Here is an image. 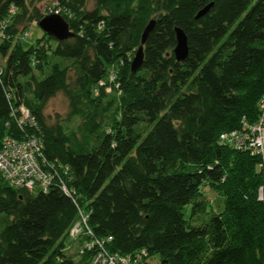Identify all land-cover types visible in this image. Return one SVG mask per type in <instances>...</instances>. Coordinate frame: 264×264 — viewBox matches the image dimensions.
I'll return each instance as SVG.
<instances>
[{
  "label": "trees",
  "instance_id": "16d2710c",
  "mask_svg": "<svg viewBox=\"0 0 264 264\" xmlns=\"http://www.w3.org/2000/svg\"><path fill=\"white\" fill-rule=\"evenodd\" d=\"M44 1L0 0V25L9 21L0 41V141L34 135L49 164L70 168L76 196L57 186L16 189L0 173V264H84L82 242L69 236L79 209L94 237L112 238L113 252L146 249L160 264H264L259 160L217 143L242 118L259 117L264 0H56L72 35L44 33L26 47L23 34L47 16ZM176 28L187 36L184 61L174 55ZM111 71L118 88L95 95ZM60 93L65 121L79 120L69 129L45 115ZM20 105L35 128L15 123ZM203 186L224 198V210L207 219Z\"/></svg>",
  "mask_w": 264,
  "mask_h": 264
},
{
  "label": "built area",
  "instance_id": "2783aa9c",
  "mask_svg": "<svg viewBox=\"0 0 264 264\" xmlns=\"http://www.w3.org/2000/svg\"><path fill=\"white\" fill-rule=\"evenodd\" d=\"M55 5L49 6L45 14L60 16V9H56ZM11 13H14V9ZM8 22L5 20L0 25V41L7 37L4 29L9 24ZM27 37L29 33L25 32L22 38ZM102 88L106 93H111L118 88L113 71L109 72L106 79L99 82L94 90L95 95H98ZM258 112L259 117L256 122L249 123L242 118L240 127L222 132L217 143L219 146L248 153L258 158V168L263 174V183L258 188L257 197L264 208V95L259 99ZM12 116L23 131L26 127L35 128L37 126L35 118L24 105L13 109ZM0 173L9 185L16 189L47 193L52 186H57L73 199L76 196V191L68 185L71 179L70 168L49 164L43 157L40 140L34 135L21 139L6 135L0 141ZM69 236L73 240L82 242L79 253L87 258L84 264H150V256L146 249H140L131 254L111 251L109 241L112 238L94 237L89 226V214L81 209L78 212V219L69 229Z\"/></svg>",
  "mask_w": 264,
  "mask_h": 264
},
{
  "label": "rangeland",
  "instance_id": "374dc122",
  "mask_svg": "<svg viewBox=\"0 0 264 264\" xmlns=\"http://www.w3.org/2000/svg\"><path fill=\"white\" fill-rule=\"evenodd\" d=\"M54 1L56 0H45L44 3L41 5L43 7L51 6L53 5ZM89 8L93 7V3L90 2ZM29 37L27 39H23L21 43H23L24 46L29 47L32 44H35L36 41L44 36V32L41 30V28L38 26V24L33 23L29 26ZM46 43V41L44 42ZM46 46L49 44L46 43ZM54 45V42L52 43ZM0 65L4 66V60L0 56ZM68 114V100L66 97L60 93L54 98H52L45 110V115L47 117V120L50 123H54L56 121H63V124L67 127V129L74 127L79 120L76 118L71 123H67L65 120L67 118ZM202 192L204 194V199L208 202V206L206 209V212L202 214L203 219H207L212 213L218 214L221 213L224 210V198L220 195H218L216 192L212 191L209 186H203ZM191 211L192 206L188 205L184 209L185 213V219L189 222L190 225H195V221L191 219ZM70 243H67V247ZM77 251V245L71 244L70 249L66 251L67 253H73ZM150 264H160V258L159 256L155 255L150 259Z\"/></svg>",
  "mask_w": 264,
  "mask_h": 264
},
{
  "label": "water",
  "instance_id": "95a60500",
  "mask_svg": "<svg viewBox=\"0 0 264 264\" xmlns=\"http://www.w3.org/2000/svg\"><path fill=\"white\" fill-rule=\"evenodd\" d=\"M213 4H208L205 8L198 12L196 19L204 16L210 9ZM154 25V21H150V23L145 28V31L142 35L141 46L136 52L134 59L131 63V69L136 71L139 69L143 62V46L146 42L147 36L151 31ZM38 26L41 30L47 34L48 36L54 37L56 40L61 41L69 36H71V32L69 29L68 23L59 15H47L43 17L39 22ZM176 33V47L174 48V55L177 61H184L188 55V41L187 36L184 31L180 28L175 29Z\"/></svg>",
  "mask_w": 264,
  "mask_h": 264
}]
</instances>
